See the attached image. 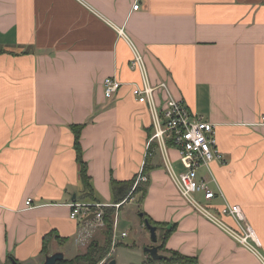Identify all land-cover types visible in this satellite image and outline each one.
<instances>
[{
  "label": "crops",
  "instance_id": "0c3cea01",
  "mask_svg": "<svg viewBox=\"0 0 264 264\" xmlns=\"http://www.w3.org/2000/svg\"><path fill=\"white\" fill-rule=\"evenodd\" d=\"M136 1L0 0V264H44L52 232L67 241L54 238L48 255L72 260L86 251L70 218V203L91 202L72 124H86L81 143L98 203L112 206L111 179L130 180L149 161L140 205L154 221L176 225L166 250L199 264H263L182 200L158 149L146 158L152 120L132 95L141 76L130 68V42L152 82H167L193 116L216 125L225 162L200 177L218 193L216 206L241 207L264 257V0H139L134 11ZM114 76L123 87L106 100L103 82ZM117 243L115 250L126 246Z\"/></svg>",
  "mask_w": 264,
  "mask_h": 264
},
{
  "label": "built area",
  "instance_id": "2783aa9c",
  "mask_svg": "<svg viewBox=\"0 0 264 264\" xmlns=\"http://www.w3.org/2000/svg\"><path fill=\"white\" fill-rule=\"evenodd\" d=\"M139 7V0H137L133 10L137 11ZM130 45L133 51L130 68L139 72L141 76V83L133 84L132 95L140 105L147 106L154 127V134L146 144V158L153 157L155 150L158 149L171 180L186 204L253 252L264 264V257L259 251L260 242L241 207L230 203L216 206L214 201L218 193L211 188V183L207 179L200 177L201 169L210 170L211 163L225 162L224 155L217 145L216 125L203 117L193 116L188 106L173 96L167 82H152L144 56L134 44L130 42ZM103 86L104 98L112 100L119 95L123 83L114 76L106 78ZM259 125L264 126V116ZM154 144L157 148H153ZM170 149L175 150L179 155V162L183 167L181 172H177L174 168ZM144 166L145 163L143 168ZM143 168L137 184L147 181V177L143 176ZM196 196H200L202 202ZM32 203L33 200L29 199L26 204L32 207ZM69 207L71 208L70 218L80 225L75 242L79 246L86 247L90 244L95 232L105 226L104 208L111 206L98 202H72ZM115 207L119 209L121 204ZM91 215H94V219L86 220ZM225 217L231 218L236 226L227 225L223 220ZM126 236L122 234V238ZM115 238L116 233L113 236V251L117 243ZM107 261L105 259L102 264H106Z\"/></svg>",
  "mask_w": 264,
  "mask_h": 264
},
{
  "label": "trees",
  "instance_id": "16d2710c",
  "mask_svg": "<svg viewBox=\"0 0 264 264\" xmlns=\"http://www.w3.org/2000/svg\"><path fill=\"white\" fill-rule=\"evenodd\" d=\"M6 51L0 50V54H4ZM86 127V124H72L70 126V130L74 134V150L76 153V162L79 166V174L82 184L84 186L85 195L84 200H90L91 202H97L95 199V192L91 184V176L89 175L88 163L84 160V152L81 143L82 131ZM154 134V127L148 130L149 139ZM148 139V140H149ZM153 147H156L154 144ZM149 160V159H148ZM149 161L145 162V166L143 168V176H147L146 182H139V175H135L130 180L119 181L114 178L111 179V187L114 197V202L111 207L104 208V229L103 235L105 237V245L98 244L95 240L92 241L88 248L87 252L83 255H79L72 260L65 259L58 264H99L100 261L110 252L113 236H114V227L116 223V214L117 208L115 205L121 204L122 208L126 203L130 202L131 199L135 196H140V202H143L148 194V188L150 185L149 174L153 168H151L148 164ZM137 184V186H136ZM143 217H141L142 221L145 222L148 220L152 226L157 227L158 230L162 232V243L160 246V252L165 253L168 257L166 259H162L160 261H154L151 259L150 255H148V260L146 264H199V260L196 257L186 256L179 252L166 250V242L172 235V233L176 230V225L168 226L166 223H159L154 221L148 214L142 212ZM57 239L60 244L65 243L67 240L59 237L55 232L50 233L44 238V244L42 249V254L47 256L48 253V245L53 239Z\"/></svg>",
  "mask_w": 264,
  "mask_h": 264
},
{
  "label": "rangeland",
  "instance_id": "374dc122",
  "mask_svg": "<svg viewBox=\"0 0 264 264\" xmlns=\"http://www.w3.org/2000/svg\"><path fill=\"white\" fill-rule=\"evenodd\" d=\"M172 160L174 163V168L177 172H181L183 170V167L181 163L179 162L178 155L175 151L171 152ZM159 155L157 154L154 158L155 161H158ZM139 198L141 195H138ZM197 199L202 202V199L200 196H196ZM183 200V199H182ZM184 201V200H183ZM140 205V201L136 200L130 204H127L122 210L118 211L117 214V227L115 230V233L117 232L118 238L117 242H122L126 246H120L122 248H117L118 250L113 251V246H111L110 252L100 261L99 264H102L105 259L108 261L106 264L111 261L112 259H116L118 261V264H142V259L145 254V250L151 246H153V242L151 239V234L147 227L145 228L142 224L143 221L141 219V215L143 214V207H138ZM104 227L101 230H98V234L101 236V240H103L104 243V235L102 236ZM96 232V233H97ZM126 233L127 236L125 238H122V234ZM95 235V234H94ZM96 237L93 236V238L90 240V243L95 239ZM116 240V238H115ZM105 245V244H103ZM119 245V243H116V247ZM80 252L79 255H83L87 252ZM68 255H71L68 253ZM78 255V256H79ZM69 257V256H68ZM105 264V263H103Z\"/></svg>",
  "mask_w": 264,
  "mask_h": 264
},
{
  "label": "water",
  "instance_id": "95a60500",
  "mask_svg": "<svg viewBox=\"0 0 264 264\" xmlns=\"http://www.w3.org/2000/svg\"><path fill=\"white\" fill-rule=\"evenodd\" d=\"M143 217V215H141ZM94 219V215L89 216L86 220ZM145 226L149 230L151 234V239L153 242V246L147 248L145 252L150 255L151 259L154 261H160L162 259L168 258L167 256L160 253V246L157 245L158 243V236H157V227L152 226L148 220L145 221ZM65 260V255L62 252H57L52 255H47L45 258L44 264H58ZM110 264H116V261H112Z\"/></svg>",
  "mask_w": 264,
  "mask_h": 264
}]
</instances>
